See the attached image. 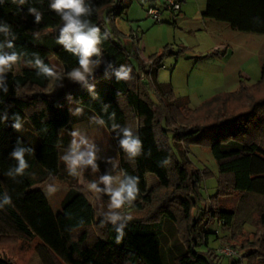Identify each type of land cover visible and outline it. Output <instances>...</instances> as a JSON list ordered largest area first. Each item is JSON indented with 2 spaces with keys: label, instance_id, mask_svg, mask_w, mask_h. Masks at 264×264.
Segmentation results:
<instances>
[{
  "label": "trees",
  "instance_id": "16d2710c",
  "mask_svg": "<svg viewBox=\"0 0 264 264\" xmlns=\"http://www.w3.org/2000/svg\"><path fill=\"white\" fill-rule=\"evenodd\" d=\"M125 1L84 0L91 15L81 19L100 28L101 51L90 58L98 63L84 81L76 80L77 92L51 102L45 94L56 79L38 74L36 59L57 73L54 58L66 75L80 67L78 58L57 43L63 22L51 8L53 0H0V28L10 26L8 34L0 31V54L20 56L0 74V245L37 238L42 264H221L208 245L207 229L216 222L224 230L230 227L234 211L226 202L232 196L264 198V63L260 82L247 90L241 86L194 110L178 105L170 85L157 83L162 55L144 63L135 54L133 65L121 43L115 22L129 7ZM30 7L41 13L39 23ZM202 17L233 31L264 34V0H205ZM121 71L128 72L127 79H118ZM70 104L81 111L71 115ZM93 117L103 121L118 148L117 171L123 178L138 177V196L122 209H109L104 193L93 205L78 177L61 173L68 170L61 157L70 151L72 127ZM126 127L142 142L131 159L120 146ZM193 148L210 155L215 173L196 170ZM20 149L28 164L22 175L15 173L13 156ZM98 169L104 171V163ZM76 172L87 184L99 181L91 166ZM147 175L155 178L151 187ZM210 178L216 179L217 195L207 201L197 192ZM52 182L67 188L58 214L42 191ZM110 211L132 219L113 224L106 219ZM254 225L259 233L239 243L242 255L230 264H264V208ZM0 264L13 263L0 251Z\"/></svg>",
  "mask_w": 264,
  "mask_h": 264
},
{
  "label": "rangeland",
  "instance_id": "374dc122",
  "mask_svg": "<svg viewBox=\"0 0 264 264\" xmlns=\"http://www.w3.org/2000/svg\"><path fill=\"white\" fill-rule=\"evenodd\" d=\"M125 2L130 3L129 7L115 22L123 37L121 43L131 58L137 54L144 63L153 56L162 55L157 68V83L170 85L176 104L194 110L207 101L238 91L241 86L247 90L260 82L264 34L237 32L230 30L225 24L203 20L201 13L205 0H182L181 9L184 8L185 12L182 18L179 15L181 13L174 18L175 23L168 22V12H164L161 23L148 17L147 9L151 4L158 5L157 0ZM224 47L230 48L233 53L229 58L224 57L223 51H220ZM131 62L136 64L134 58ZM51 65L59 76L45 95L51 102L65 100L71 93L78 91L75 87L76 80L64 74L61 65L54 58L51 59ZM68 108L71 115L78 113L75 105L70 104ZM73 131H78L80 137L93 145L97 167L104 163V171L98 169L99 171L93 172L94 178L99 180L103 175H112L124 179L116 168L119 164L118 148L97 117L74 125L71 133ZM72 139L71 135L70 140ZM190 159L196 170L206 168L215 173L216 167L209 154L193 148ZM61 173L65 177L69 176L66 168H61ZM154 180V176L147 175L148 187L152 186ZM78 183L87 199L93 205L96 204L98 194L88 189V184L82 176L78 177ZM59 185L52 182L42 188L54 214L61 213V202L67 193L66 186ZM117 186L118 183L114 182L113 187ZM197 194L207 201L215 198L216 179L210 178L201 183ZM226 207L234 211L230 227L224 230L222 224L216 222L207 229L210 234L208 245L218 255L221 264L236 262L242 255L236 250L239 243L259 233L254 221L258 212L264 208V198L252 194L235 195L227 200ZM38 244L37 238L32 241L18 240L15 243L0 245V251L2 256L13 264H42ZM224 249L234 251L236 256L220 255L219 251ZM242 264L248 263L243 261Z\"/></svg>",
  "mask_w": 264,
  "mask_h": 264
},
{
  "label": "clouds",
  "instance_id": "9594fccd",
  "mask_svg": "<svg viewBox=\"0 0 264 264\" xmlns=\"http://www.w3.org/2000/svg\"><path fill=\"white\" fill-rule=\"evenodd\" d=\"M12 3H17V0H12ZM20 4H24L25 0H19ZM51 8L55 10L63 22V27L60 28V36L57 39V43L64 46V50L76 56L79 61V68L74 69L68 73L69 77L73 80L84 81L86 75L90 71V67L98 61H92L90 58L94 55H99L101 49L97 46L101 43L100 39V28L92 25V22L87 19H81L83 16L91 15V8L85 6L84 0H53ZM29 13L35 14L36 22L39 23L42 19L41 13L36 8L30 7ZM85 29H87L85 31ZM0 31L8 34L10 32V26L0 28ZM9 48H12L11 43L8 44ZM20 60V56L16 52L11 54H0V74L5 70H10L13 65L17 64ZM35 66L40 69L38 74H42L48 78L57 79L59 74L54 72L52 68L43 64V62L37 58ZM118 79H127L128 72L121 71L117 73ZM7 91V89H5ZM81 111L77 109V112ZM115 114H113V117ZM103 123V121H101ZM118 125H113V128ZM14 128L19 130L21 123L17 119L14 124ZM124 139L120 141V146L129 159L137 156L140 152L142 142L139 138L134 137L132 130L128 127L123 129ZM73 139L70 145V151L61 157V159L68 165V174L73 177H79L81 173H77L76 169H83L84 166H91L92 170L97 171V165L95 163L96 156L88 140L80 137L78 131L71 133ZM79 137V139H77ZM83 146V150H82ZM31 152V150H29ZM13 156L18 161V167L15 169V173L22 175L25 169L28 168V164L24 159V150L20 149L13 153ZM111 162V161H110ZM115 166V164H114ZM12 175V173H8ZM114 182L118 183L117 187H113ZM103 184L105 187L101 189L98 185ZM88 189L96 194L104 193L109 196V209H122L126 204L131 205L136 200L139 188H138V177L125 174L124 179H119L117 176L103 175L99 181H91L87 185ZM52 191V189H49ZM8 203V200L5 201ZM106 219L110 220L113 224L117 221L131 220L132 217L129 215L121 214L117 211H110L106 215ZM103 221L101 224L103 225ZM121 233V229H117ZM117 243L120 242V236L116 238Z\"/></svg>",
  "mask_w": 264,
  "mask_h": 264
},
{
  "label": "built area",
  "instance_id": "2783aa9c",
  "mask_svg": "<svg viewBox=\"0 0 264 264\" xmlns=\"http://www.w3.org/2000/svg\"><path fill=\"white\" fill-rule=\"evenodd\" d=\"M158 5H152L147 9V15L153 18L157 23L162 22V16L164 12H168L171 15L177 16L181 12L182 0H157ZM220 255L226 257H234L236 253L229 249L219 251Z\"/></svg>",
  "mask_w": 264,
  "mask_h": 264
},
{
  "label": "crops",
  "instance_id": "0c3cea01",
  "mask_svg": "<svg viewBox=\"0 0 264 264\" xmlns=\"http://www.w3.org/2000/svg\"><path fill=\"white\" fill-rule=\"evenodd\" d=\"M147 1H154V0H147ZM151 5H154V4H151ZM182 11L180 12L181 14H179L180 16H181V18H182V14L185 12V10H184V8L183 9H181ZM204 10H205V7H204ZM204 10H203V12H204ZM203 12L201 13V15L203 14ZM175 17H177V16H174V15H168L167 16V20H168V22H173V23H175V20H174V18ZM203 18V17H202ZM203 20H206V19H204L203 18ZM226 25V24H225ZM230 30H232L228 25H226ZM220 51H223V56L224 57H230L231 56V54H233L232 53V51H231V49L230 48H228V47H224L223 49H220ZM262 63H264V56H262V58H261V64ZM233 83H235V81L233 82Z\"/></svg>",
  "mask_w": 264,
  "mask_h": 264
}]
</instances>
